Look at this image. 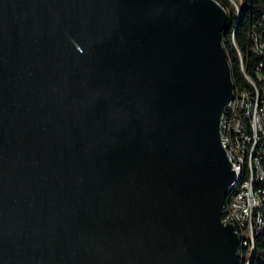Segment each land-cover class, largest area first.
I'll return each instance as SVG.
<instances>
[{"label":"water","instance_id":"95a60500","mask_svg":"<svg viewBox=\"0 0 264 264\" xmlns=\"http://www.w3.org/2000/svg\"><path fill=\"white\" fill-rule=\"evenodd\" d=\"M230 26L215 0H0V264H244Z\"/></svg>","mask_w":264,"mask_h":264},{"label":"built area","instance_id":"2783aa9c","mask_svg":"<svg viewBox=\"0 0 264 264\" xmlns=\"http://www.w3.org/2000/svg\"><path fill=\"white\" fill-rule=\"evenodd\" d=\"M248 96L235 94L222 121V144L238 178L222 222L236 228L240 257L244 250L253 252L256 235L264 231V111L259 94L254 102Z\"/></svg>","mask_w":264,"mask_h":264},{"label":"trees","instance_id":"16d2710c","mask_svg":"<svg viewBox=\"0 0 264 264\" xmlns=\"http://www.w3.org/2000/svg\"><path fill=\"white\" fill-rule=\"evenodd\" d=\"M215 1L230 15L231 26L223 36V45L235 94L247 93L250 102L259 94L260 109L264 111V0H234L235 4L231 0ZM251 257L250 264H264V231L256 235L253 252L244 250L241 260L248 264Z\"/></svg>","mask_w":264,"mask_h":264},{"label":"rangeland","instance_id":"374dc122","mask_svg":"<svg viewBox=\"0 0 264 264\" xmlns=\"http://www.w3.org/2000/svg\"><path fill=\"white\" fill-rule=\"evenodd\" d=\"M231 1H234V0H231ZM248 257L250 256V253H248V255H247Z\"/></svg>","mask_w":264,"mask_h":264}]
</instances>
